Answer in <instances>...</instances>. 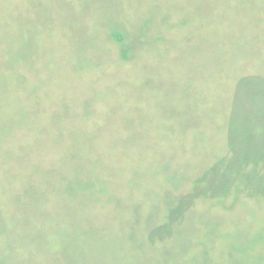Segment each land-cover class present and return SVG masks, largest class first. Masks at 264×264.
<instances>
[{"label":"rangeland","instance_id":"1","mask_svg":"<svg viewBox=\"0 0 264 264\" xmlns=\"http://www.w3.org/2000/svg\"><path fill=\"white\" fill-rule=\"evenodd\" d=\"M0 264H264V0H0Z\"/></svg>","mask_w":264,"mask_h":264}]
</instances>
